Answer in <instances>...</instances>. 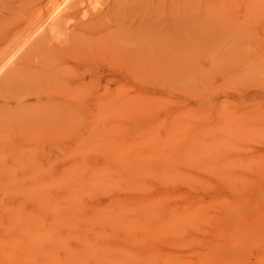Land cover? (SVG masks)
Wrapping results in <instances>:
<instances>
[{
  "label": "bare ground",
  "instance_id": "obj_1",
  "mask_svg": "<svg viewBox=\"0 0 264 264\" xmlns=\"http://www.w3.org/2000/svg\"><path fill=\"white\" fill-rule=\"evenodd\" d=\"M73 1L38 29L53 31ZM251 72L264 75V65ZM59 78L33 69L0 110V264H264V152L245 148L263 114L225 116L213 130L198 112H177L140 137L128 122L147 115L141 101L113 100L76 105L82 130L57 125L44 145L38 134L14 140L8 110L21 116ZM111 117L125 125L100 133Z\"/></svg>",
  "mask_w": 264,
  "mask_h": 264
},
{
  "label": "rangeland",
  "instance_id": "obj_2",
  "mask_svg": "<svg viewBox=\"0 0 264 264\" xmlns=\"http://www.w3.org/2000/svg\"><path fill=\"white\" fill-rule=\"evenodd\" d=\"M62 2L0 0V64L22 48L0 74V110L33 69L60 77L40 85L21 116L8 110L14 140L38 134L44 145L57 125L65 134L82 130L74 125L76 105L113 100L141 101L147 115L128 122L140 137L146 124L177 112H198L213 130L225 116L264 115V75L251 72L264 65V0H74L53 31L38 29ZM121 121L111 117L99 132L120 129ZM257 130L245 141L248 152H264V123Z\"/></svg>",
  "mask_w": 264,
  "mask_h": 264
}]
</instances>
